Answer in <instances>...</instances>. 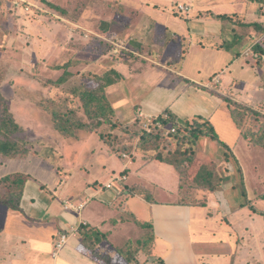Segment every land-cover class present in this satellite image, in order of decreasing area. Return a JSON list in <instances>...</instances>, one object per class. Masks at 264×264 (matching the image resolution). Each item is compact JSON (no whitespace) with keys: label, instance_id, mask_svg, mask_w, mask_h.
I'll return each instance as SVG.
<instances>
[{"label":"crops","instance_id":"crops-1","mask_svg":"<svg viewBox=\"0 0 264 264\" xmlns=\"http://www.w3.org/2000/svg\"><path fill=\"white\" fill-rule=\"evenodd\" d=\"M171 1L167 6L159 5L161 1L156 0H131L125 4L133 13L129 21L130 35L126 40L121 39L126 49L110 56L122 79L107 88L119 120L125 122L127 116L133 122L140 112L155 118L168 110L179 121L195 117L207 119L219 134L218 125L232 120L230 110L229 116L223 114V105L228 104L229 108L231 102L264 109V62L251 61L245 55L251 37L264 27V0H183L177 5L191 7L186 15L178 13L177 2ZM90 24L88 19L84 22L88 39L93 35L108 40L106 35L88 29ZM224 34H230V40H225ZM239 46L240 53L228 63L219 55L227 48ZM191 48L201 49L197 57L208 49L217 52L216 55L210 53L209 72L203 73L200 67L195 71L185 68ZM178 53L182 57L179 62L175 58ZM197 57L192 61L197 62ZM241 61L248 66L240 65ZM103 66L100 61L98 70L104 69ZM247 73L254 76L246 80ZM161 76L167 78L158 86L156 83ZM139 87L143 88V93L137 92ZM127 90L131 101L141 99L136 103L128 102ZM93 135L81 142L64 140L58 151L59 164H63L66 173L61 180L45 171L39 159L0 161V178L13 173L30 176L25 183L20 211L3 209L5 206L0 205V264H102L83 242L80 229L87 226L107 234L105 242L109 247L121 239L119 229L126 230V225L131 224L120 223V214L123 216L124 212L143 223L153 224L156 240L151 248L156 264H206V259L212 264L221 260L222 264L226 261L264 264L262 215L243 204L235 210L228 203L223 206L220 201H225V197L211 192L200 195L202 204L168 202L167 197L176 193L172 186L177 181L174 184L172 180L170 186L166 184L175 175L172 166L146 159L136 151L132 157L122 159L109 152L107 145L98 143L93 148L90 145ZM231 141L226 143L235 155L252 151L239 130ZM121 172L129 175L130 187H144L149 191L150 203L142 194L119 197L108 192L100 194L96 198L98 205L91 209L87 204L81 213L65 210L63 201L80 203L87 194L94 193L91 185L107 184ZM228 188L229 191L234 189L231 185L224 190ZM158 193L165 197L157 198ZM180 194L179 191L177 195ZM254 201L264 202L258 197ZM120 205L122 209H116ZM253 206L256 207L255 203ZM212 225L217 229L211 228ZM73 229H78V234L71 235L58 257H54L60 235ZM223 232L230 236L229 243L224 242V234H219ZM118 247L121 246L110 251L114 254ZM135 258L134 264L139 263L138 254Z\"/></svg>","mask_w":264,"mask_h":264},{"label":"rangeland","instance_id":"rangeland-1","mask_svg":"<svg viewBox=\"0 0 264 264\" xmlns=\"http://www.w3.org/2000/svg\"><path fill=\"white\" fill-rule=\"evenodd\" d=\"M130 1L28 0L30 3L29 11L26 7L16 6L15 0H0V76L2 77L0 93L5 98L15 121L22 127V131L15 137L26 141L30 148V153L25 159H29L30 162H33L34 159H39V163H43L45 166L44 170L51 172L55 178L61 180L66 174L63 164H59L58 151L67 138L57 133L50 111L46 110L45 107L60 102L63 99H72L66 90L78 83L76 82L77 78L71 77L67 78V81L63 85L59 86L57 81L64 73V70L60 67L74 61L76 65L70 67L69 71L79 74V78L84 77L83 75L87 72L101 74L104 69L98 70L97 64L102 60L103 54H109L107 47H113V43H118L121 39L126 40L130 35L129 21L133 13L125 5ZM156 1H161L159 3L161 6H165V4L167 6L172 2L171 0ZM174 1L177 2L175 3L177 7V4L183 0ZM87 19L91 22L88 29L107 36L108 42L102 40L105 45L99 43L98 38L93 35L89 34L90 37L88 39V33L84 30V22ZM73 22H77L78 25ZM167 33L170 34L171 31H167ZM223 36L225 40H230V34H224ZM240 50V46L233 47L232 49L227 48L226 51L220 52L219 55L224 57L228 63L231 59L238 56ZM200 51L201 49L198 48L190 49V56L185 62L187 70L195 71L200 67L203 73L209 72L212 61L211 54L216 55L217 52L208 49V52H201L203 53L202 56L197 57ZM195 57H197V62L192 61ZM104 60H107V58ZM246 64L244 61L240 62V65L245 67L248 66ZM104 68H107V65ZM253 76L252 73H247L246 80H250ZM166 78L165 76H161L156 85L159 86ZM137 92L143 93L144 90L142 87H139ZM130 96V92L127 90L125 98H128V102H133ZM140 99L141 97L133 103H136ZM225 106L223 105V114L229 116V110L230 112L232 110L228 108V104H225ZM69 107L76 110L77 117L87 120L84 110L79 107L77 101L71 102ZM258 111L246 114L248 120L245 121V129H242L246 133H250L249 129L259 130L260 127H264V109L261 108ZM240 112L242 114L243 111ZM239 116L241 115L239 114ZM130 119H127V116H125V122H118L115 129L107 125L100 130L106 135L111 136L108 139L113 140V146H107L110 148L109 152L116 157L126 159L123 156L124 154L132 157L134 151L137 150L146 159H149V156L155 157L160 153L169 158L174 156L177 151L180 153L184 151L185 155H188L191 159L188 163L184 164L185 170L180 175V177L182 176L180 180L174 170L175 175L170 177L166 182L167 186H170L172 180L174 184L177 181V184L172 186L176 193L173 197H167L170 198L168 202L193 203L195 199V201L202 202L203 199H200V195L209 191L203 189L197 191L195 179L198 171L202 167H205L210 173L212 171V173L217 175V178L220 180L218 183L222 184L215 193H217L218 197H225V201L223 199L220 201L223 206L228 203L229 207L235 210L240 208L242 204H246L247 206L244 207H248L255 203L259 210H264V202L257 204L254 201L257 197L259 198V196L264 195V148L248 144V146H251L252 151L241 152V154L235 155L231 150L228 151L218 146L208 136L202 137L195 144L183 143L184 141L179 140L182 142L181 147L176 144L178 140L173 143V139L168 138L169 135L166 134L167 129L164 131L163 138L158 139V141L153 139L151 144L149 141L148 144L142 145L138 127H129L132 125L128 124L132 123ZM127 127L131 129L130 132L127 131ZM218 127L219 135L224 142H232V138L238 134V130L232 120L223 122ZM100 131L95 132L98 136L81 131L76 139L71 138L68 140L81 142L86 137L93 135L94 139L91 141V147L95 148L98 146V143L106 146L103 140L99 141ZM123 147L126 150L122 152L120 149ZM137 151L136 153L138 154ZM7 160L0 158V161ZM3 170L6 171V169ZM225 179H229V181H225ZM101 181L103 182L104 179ZM181 185L183 187L180 188ZM231 185H233V190L229 191V188L224 190L225 187ZM3 191L1 189L0 193H3ZM179 191L181 194L178 196L177 193ZM103 193L98 190L97 194L96 192L87 194L83 199L86 200L90 195L91 197L95 195L98 198ZM156 197L160 199L165 197V194L158 193ZM96 198H91L88 203L90 204L89 209L98 205L99 200ZM6 207L3 209L8 208ZM116 209L121 210V205L116 207ZM123 214H126V212ZM258 215L260 214L258 213ZM119 218L122 221L120 223L128 221L131 224L126 225V230L123 228L119 229L122 232L120 235L121 239H119V242L115 240V243L110 240L114 244L109 246L108 249H113L117 245L123 246L128 241H137L147 233V231H144L134 223L132 217L125 216L124 218L120 214ZM211 228L216 227L212 225ZM219 234H224V242L229 243L230 236L228 234L224 232ZM211 238L213 239V237ZM210 245H213V243L211 242ZM151 247L152 245L144 251L140 250L138 252L139 259L137 261L139 263L136 264H156V259L153 258V248ZM227 259H223V261ZM204 262L212 264L210 259H206ZM229 263L230 261H226V264ZM218 264H222V260Z\"/></svg>","mask_w":264,"mask_h":264},{"label":"trees","instance_id":"trees-1","mask_svg":"<svg viewBox=\"0 0 264 264\" xmlns=\"http://www.w3.org/2000/svg\"><path fill=\"white\" fill-rule=\"evenodd\" d=\"M178 6L179 5H177L176 10L178 9ZM262 27L263 26H261L260 29ZM263 34L264 27L262 28L260 33L254 35L261 36ZM252 37L251 45L253 43ZM98 41L99 43H103L105 45L102 39L98 38ZM107 48L109 54H103V56L107 58V60H104L105 58L103 59V57L101 60V62L103 61V63L107 65V68H104V65V70L101 74L87 72L85 75H83L84 77L79 78V74H74L69 71L70 67H74V65H76L74 61H71L63 67H60L64 70V73L62 77L57 81V84L59 86L63 85L67 81V78L69 79L71 77L77 78L76 82L78 83L74 84L72 87L66 90V92H68L69 96L72 97V99H63L60 102L46 106L45 109L50 111L55 130L64 138L76 139L79 135V132L81 131L86 133H95L99 132L101 128L107 125L112 126V128L115 129L117 127V123L121 122L117 116L116 110L113 107L112 102L110 101L107 95V88L120 82L122 76L115 70V67L111 62L112 59L110 58V56H112L113 54L114 46L111 48ZM254 50L259 54H264L263 45H256ZM175 58L179 62L182 58L181 53H178L177 57ZM248 58L249 60L254 62H264V60L255 59L252 56H249ZM1 84L2 77L0 76V87ZM73 101H77L79 103V107L84 110L87 120H83L80 117H77L76 110L69 107V105ZM0 105V158L25 159L30 153V148L27 145L28 143L26 141L15 137L22 131V127L15 121L12 113L9 110V106L6 104L5 98L1 93ZM49 106L51 107L49 108ZM229 106V108H231L232 110L230 112L231 119L238 128L242 139H244L249 145L264 148L263 126L260 127L259 130L249 129L250 133H246L244 130H242L245 129V121L248 120L246 114L258 110L243 105H233V103L231 102ZM239 110L243 111L242 114ZM239 114L241 116H239ZM165 115L168 116V119H164ZM154 121H160L163 122L165 125H172L176 127V133L169 134L168 138H172L173 143L178 140L176 144L180 145L181 147L182 142L179 140L184 141L183 143L195 144L202 137L208 136L209 138H211L212 141H215L221 148H224L228 151L231 150L229 145L221 140L220 135L218 134L215 126L211 123V121L202 117H195L192 119L187 118L182 121H179L174 114L167 110L160 116L155 117ZM128 124H132L129 127H138L140 131L139 133L141 134L140 141L142 145L148 144L149 141L151 144V141L153 139L158 141V139H161L163 138L162 136H164V131L156 129V127H153L151 133H147L143 126V120L139 118H136L132 123ZM127 131L130 132L131 129L127 127ZM242 132H244L243 135ZM99 134V136L106 145L113 146V140H109L111 137L110 135H106L102 131H100ZM120 150H122L123 152L126 150V148L123 147ZM178 152L179 151H177L174 156L169 158L164 156L163 153H160L157 154L155 157L149 156V159L157 160L159 162L172 166L178 174L180 180V178L182 177H180V175H182L185 170L183 167L184 164L188 163V161H190L191 159L190 157H188V155H185L186 153H184V151H181V153L179 152V154ZM121 173L125 174V172ZM213 174L214 173H212V171L210 173L205 167H202L198 171L197 177L195 179L196 190L198 191L203 189L209 191L208 193H215L216 191H218L219 187H221L222 184L218 183L220 182V180L219 178H217V175L214 174L213 178ZM29 178V175H25L22 173L9 174L1 178L0 190L2 189L4 191L3 193H0V205L7 206L15 211H20L25 183L27 180H29ZM227 180L229 181V179H225V181ZM99 186H101V184H93L90 187H93L95 190L98 189ZM124 187L125 188L123 190V193L119 194V197L125 194H131L132 196L138 193L144 195L147 199V202H151L150 199L148 200L149 191L146 190L144 187H130L128 184H126ZM181 187L183 186L181 185L180 188ZM259 198L264 200V195L259 196ZM195 200H193V203L182 202V204L203 203ZM243 206L247 205L243 204ZM249 208L255 213H259L260 215L264 216V211L259 212L255 206L249 205ZM123 216L124 218L125 216L132 217L134 219V223L144 231H147V233L137 241H128L125 245L116 248L114 254L110 251V249H108L107 243L105 242L107 241V234L96 229H90L87 226L80 229L83 242L87 245L88 249L92 252V254L99 261H101L102 264H134V262L136 261V254H138L140 250L144 251L145 249H147L156 240L152 223H143L139 221L136 216H132L131 214L129 215V213ZM124 223L126 224L128 223V221H125Z\"/></svg>","mask_w":264,"mask_h":264},{"label":"built area","instance_id":"built-area-1","mask_svg":"<svg viewBox=\"0 0 264 264\" xmlns=\"http://www.w3.org/2000/svg\"><path fill=\"white\" fill-rule=\"evenodd\" d=\"M15 5L18 7H26L27 10L30 11L29 9V5L30 3L28 2V0H15ZM177 11L179 13L182 14H188L191 11V7L188 5H179ZM253 43L250 46V48L246 51V56H252L255 59H262L264 60V54H259L257 53L254 49L255 46L260 44L264 46V34L261 36H256L254 35L252 37ZM114 44V53L118 54L120 53L121 50H125L126 48V43L125 41L120 40L118 43H113ZM139 119L143 120L144 123V129L146 130L147 133H151L153 130V127H156V129L165 131V129H167V135L169 134H174L176 133V127L172 126V125H165L163 122L154 121V117H148L145 116L142 112H140L138 114ZM164 119H168V116L165 115ZM124 158H128L129 156L124 154L123 155ZM128 182V176L124 173H120L118 175H114L111 180L107 183V184H103L101 187H99L98 189L94 190V193L100 190L101 192L104 193H108V192H114L115 194L119 195L123 193L124 190V186L127 184ZM97 196H93L91 197V195L86 199L83 200L80 203H75L69 200H65L63 201L65 210H69V211H74L75 213H81L83 211V209L87 206V204L90 202L91 198H96ZM75 235L78 234V229H73L71 232H66V233H62L59 237V240L57 241L56 245H55V251L53 253L54 257H58V255L60 254V252L64 249V247L67 245L68 241L70 240V236L71 235Z\"/></svg>","mask_w":264,"mask_h":264}]
</instances>
